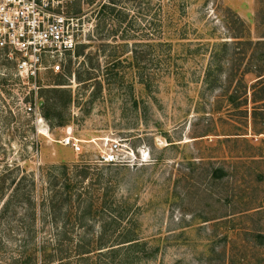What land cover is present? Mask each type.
Instances as JSON below:
<instances>
[{
	"label": "rangeland",
	"instance_id": "rangeland-1",
	"mask_svg": "<svg viewBox=\"0 0 264 264\" xmlns=\"http://www.w3.org/2000/svg\"><path fill=\"white\" fill-rule=\"evenodd\" d=\"M79 9L91 41L65 77L67 125L38 132L0 55V264H264V0Z\"/></svg>",
	"mask_w": 264,
	"mask_h": 264
},
{
	"label": "built area",
	"instance_id": "built-area-1",
	"mask_svg": "<svg viewBox=\"0 0 264 264\" xmlns=\"http://www.w3.org/2000/svg\"><path fill=\"white\" fill-rule=\"evenodd\" d=\"M74 0H0V55L13 64L16 77L28 83L25 110L32 114L36 128L49 125L40 109V83L47 73L61 74L77 48L87 43L85 23L69 12ZM89 31V30H87ZM28 100V101H27ZM61 143L75 152L81 151L82 140L71 133ZM122 146L110 144L111 153L102 155L106 163H116Z\"/></svg>",
	"mask_w": 264,
	"mask_h": 264
},
{
	"label": "trees",
	"instance_id": "trees-1",
	"mask_svg": "<svg viewBox=\"0 0 264 264\" xmlns=\"http://www.w3.org/2000/svg\"><path fill=\"white\" fill-rule=\"evenodd\" d=\"M116 5V2H112L111 4H104L103 8H107L110 10H113ZM72 7V6H71ZM70 7L69 12L74 14V15H78L80 12V9L76 12V11H72ZM74 12V13H73ZM237 39H239V36H236ZM89 41H91L90 38H88ZM90 46V43H82L78 46L77 48V58H80L82 56V54L85 52L86 48ZM72 64L73 61L71 60V62L69 63V65L67 66V68L65 69V71L61 74H54L55 76H57V79L55 80V86H52V88H47V87H42L40 89V109L42 111L43 116L50 120L52 123L55 121L57 123V125L59 126H65L68 124L67 119H66V111L68 109V107L71 105V103L73 102V95H72V91L63 88V86L66 85L65 81L68 75H72ZM94 72L91 70V68H87V69H83L81 71L78 72V79L79 82H85L88 80H91L93 78ZM264 73L260 74L259 77H261V79H263L264 77ZM259 79V80H261ZM263 94L259 97H257L255 95L254 97V102H261L264 101V87L262 89ZM223 171L222 168H218L215 169V176H219V172ZM70 185L71 183H67V191L68 193H70ZM100 199H104V200H100ZM99 202H101V205H99V209L104 208L103 205H105L104 203H107L106 197L105 198H99ZM104 228V226H103ZM138 240V238H135V236H127L124 241H122L119 244H124V243H131L130 245H134L138 242H136ZM105 244H101L99 245L100 247H104ZM102 248V249H103ZM116 248H112V252L115 250ZM99 250H101V248H99ZM110 250V251H111ZM154 255V254H152ZM151 255V256H152Z\"/></svg>",
	"mask_w": 264,
	"mask_h": 264
}]
</instances>
